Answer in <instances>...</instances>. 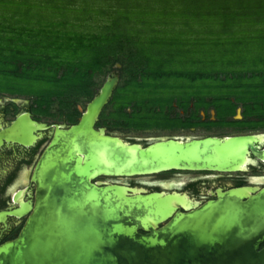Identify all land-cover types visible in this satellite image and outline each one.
<instances>
[{"label":"water","instance_id":"95a60500","mask_svg":"<svg viewBox=\"0 0 264 264\" xmlns=\"http://www.w3.org/2000/svg\"><path fill=\"white\" fill-rule=\"evenodd\" d=\"M117 83L0 128V264H264L263 136L127 143L95 128Z\"/></svg>","mask_w":264,"mask_h":264},{"label":"rangeland","instance_id":"374dc122","mask_svg":"<svg viewBox=\"0 0 264 264\" xmlns=\"http://www.w3.org/2000/svg\"><path fill=\"white\" fill-rule=\"evenodd\" d=\"M22 1L19 4L14 0H0V4L24 12L34 10V7L30 8L28 0ZM55 2L61 5L59 0ZM33 3L42 6L44 2L33 0ZM81 3V0H72V3L70 1L62 6L66 10H72L82 6ZM88 3L94 10L104 6L99 0H88ZM1 14H5L6 18L10 17L9 13L0 10ZM60 14L61 12H56L51 17L52 20L62 21L64 17ZM89 18L75 20L70 13L65 16L72 28L79 32H91L93 26L100 23L104 17L90 15ZM19 25L15 24V28H19ZM203 27L202 30L194 26L188 35L184 33L189 38L195 37L190 44L181 40L184 37V34H181L175 36L178 40L172 46L150 44L143 48L142 55L147 62L149 74L141 76L138 81L124 74L122 72L124 67L118 63L107 67L102 73H96L92 80L94 90L101 86L112 67L118 69L122 75L108 106L101 114V125L113 133L139 139L185 136L188 130L174 127L187 125L180 118L187 115L185 110L187 100L194 98L197 100L196 107L199 105L206 107L208 104H202L201 101L208 98L211 100L209 104L216 109L218 117L221 118L219 125L225 127L208 129L198 127L195 133L202 134L206 131L218 134L236 133L249 131L250 127H258L254 130H264L263 127H259L264 126V20L240 23L226 35L219 32V27H214V32L209 34L206 30L210 26ZM186 30L188 29L184 28V31ZM13 38L17 40V35ZM42 43L44 42L40 44ZM40 44L36 40L22 38L18 54L37 52ZM60 52L64 60H72L71 52L65 50ZM7 67L6 64L0 63V91L36 93L46 97L55 87L48 80L50 72L29 71L24 75L12 74L6 72ZM154 73L160 74L155 77ZM235 103L244 110L242 115L245 121L227 122V117L234 113ZM124 107L126 108L123 109ZM175 112H179L180 116ZM250 117L253 119L247 120Z\"/></svg>","mask_w":264,"mask_h":264},{"label":"trees","instance_id":"16d2710c","mask_svg":"<svg viewBox=\"0 0 264 264\" xmlns=\"http://www.w3.org/2000/svg\"><path fill=\"white\" fill-rule=\"evenodd\" d=\"M55 1L43 0L41 6L28 0L34 10L26 12L0 4L1 12L10 14L9 18L0 15V63L8 66L6 72L23 75L29 71L50 72L48 80L55 86L46 97L36 93H16L18 95L48 101L62 96L89 98L92 94L93 97L94 75L113 64H120L124 67L122 72L136 81L147 76L148 65L142 52L150 44L172 46L178 40L176 35H188L194 26L202 30L203 26H210L206 30L208 34L219 27V32L226 35L240 23L264 20V0H99L104 6L97 10L90 8L88 0H81L82 6L72 10L62 6L72 0H59L60 6ZM56 12H61L62 21L52 20ZM65 13H70L75 20H88L90 15L104 18L91 32H79L65 19ZM15 24H20L19 28H15ZM16 35L17 40L13 38ZM187 35L181 40L190 44L195 37ZM22 38L44 43L38 46L37 52L19 55ZM61 50L71 52L72 60H64ZM159 74L154 73V76Z\"/></svg>","mask_w":264,"mask_h":264},{"label":"flooded vegetation","instance_id":"af4514ba","mask_svg":"<svg viewBox=\"0 0 264 264\" xmlns=\"http://www.w3.org/2000/svg\"><path fill=\"white\" fill-rule=\"evenodd\" d=\"M108 77L111 78L117 77L118 78L117 86H118L121 80V72L118 69L112 67V69L107 72L104 81ZM97 90L98 88L95 90L94 95L96 94ZM72 97L73 98H68V97L66 98L62 96L57 99L51 97V99L48 101L45 98H38L30 95L24 96L7 91H0V128L7 129L15 122V120L19 116L25 114L28 116V118L31 121L44 125H56L59 130H68L72 126L78 123L81 116V110H84L86 103L91 101L92 94L89 98H84L83 100L74 99L77 98L78 96H72ZM196 101L197 100L194 98L187 100L186 102L187 104L185 107V110L187 111L186 113L187 115H185L184 117H181L179 112H175L180 116L181 121L186 122L187 125L174 127V128H180L181 130H185V129L188 130L187 135L168 136L165 138L182 140V141L199 140L207 137L224 138V137L243 136V135H262L264 138V130H254L255 128L258 127L249 128L243 126H236L240 128H249L251 130L249 131L244 130V131H238L236 133H226V134H218L209 131H206L205 133L202 134L195 133L196 131L195 129L198 127H201L203 129L225 127L219 125L221 118L218 117V112L216 111V109L209 104L211 101L210 99L208 98L202 99L201 101L202 104H208L206 107L203 105H199L196 107L195 106ZM108 104L106 106H108ZM243 111L244 110L242 109V107L240 108L239 106H237V103H235L234 113L231 116L227 117L226 121L227 122L245 121L242 115ZM101 114L99 116V120L95 128L96 129L104 128L105 134L108 136L118 137L127 143L140 144L143 147L163 137V136H158V137H148L144 139H139L135 137H129L126 135H119L113 133L112 131L108 130L106 126L101 125L100 122ZM252 119L253 117H250L247 120H252ZM259 127L264 128V126H259Z\"/></svg>","mask_w":264,"mask_h":264}]
</instances>
